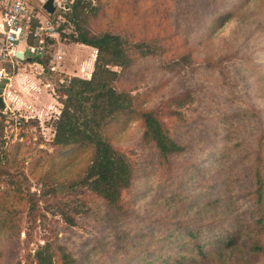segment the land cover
Returning a JSON list of instances; mask_svg holds the SVG:
<instances>
[{
  "label": "rangeland",
  "instance_id": "rangeland-1",
  "mask_svg": "<svg viewBox=\"0 0 264 264\" xmlns=\"http://www.w3.org/2000/svg\"><path fill=\"white\" fill-rule=\"evenodd\" d=\"M27 1L25 16L33 15L39 19L53 20L60 27L55 42H47L41 63L34 64L32 60H25L10 65L5 60H0V70L5 73L0 74L1 96H4V90L10 83L9 78L18 73L28 78V81L17 83L15 87L8 86L10 89L6 91L5 97L13 110L7 109L6 113L0 111L3 149H15L14 145L20 144L18 163L8 167L11 175L0 176V191L11 189L19 182L22 191L28 190L34 199L32 206L26 201H23L22 205L9 201L12 228L11 236L3 242V264H36L33 258L35 251L43 243L53 240L75 250L80 256V264H123V259H126V264H136L139 252L145 256L144 259L153 253V238L164 235L169 229H176L178 223L194 228L213 220L219 227H223L218 218V206L226 213H232L231 217L238 220L234 222L235 227L242 228L244 235L234 250L220 251L213 260L205 264H245L243 243L247 239L252 222L249 221L250 216L246 211L249 202L245 196L250 186L249 163L242 158V154L249 151L251 137L247 117L236 116L234 113L249 111V105H257L264 110V102L253 97L252 87L247 81L248 75L244 72V67L238 65L237 56L251 53L264 64V52L258 51L260 39L257 34H253L255 27L264 23V14L255 18L250 16L244 20H230L211 34L214 44L223 43L228 48V56L226 53L223 61L220 60L218 52H212L211 55L215 57L210 56L208 62L204 61V53H197L190 66L167 77V74L160 70V65L165 60L178 57L182 51V48H176L175 40L185 36V33L180 31L177 32L179 35L171 37L169 42L163 41L169 45L161 58L143 60L124 71L118 67L113 68L121 72L117 87L127 90L135 87L130 90L131 94L161 86L150 96L153 99L152 106H161L164 98L186 88L192 90L196 101L184 111L186 120L180 122L176 118L168 117L163 121L177 139L185 141L188 145L187 153L173 158V164L179 166L186 159H195L199 166L206 167L203 175L207 178L201 190L196 175L181 179V175L175 174L172 180L166 182L162 171L154 172V150L140 140V127L135 122L129 123L119 134L116 147L135 163L133 184L139 190L135 192L134 189L128 195L125 193L126 205L131 211L128 223L134 239L132 237L123 243V249L120 250L110 248L107 244L110 240L109 228L101 224L103 213L95 212L103 207L102 200L87 188L74 184L78 178L55 185L53 183L51 187L43 181L49 162L42 161H48V156L40 151L50 153L53 150V125L62 108L58 88L72 77L88 79L93 70L96 50L70 41L69 35L74 31V26L68 21L72 0H55L60 6L51 16L41 9L45 0ZM84 1L85 13L88 15L84 26L89 28V31H102L108 27L110 31L124 35L122 27H133L135 19L128 17L131 14L127 13L132 10L126 9L125 6L121 9L128 18L122 16L117 22L108 19L113 16L110 12L107 18L102 15L93 18L97 0ZM192 3L202 5L200 10L204 19L218 14L225 5L221 0H192L186 7H192ZM256 3L258 1L252 0L250 5L246 6V11L254 9ZM169 10L173 17L177 9L171 6ZM173 19L184 29L185 26L180 24L179 17ZM171 22L174 21L167 22L170 32L174 30ZM159 35L165 37L164 34ZM55 54L61 58H53ZM25 56H30L27 50ZM13 106L19 107V110L16 111ZM219 151L222 153L219 154ZM213 155H221L219 157L224 158L226 167L217 169ZM39 157H43L39 160L42 162L41 166L35 164ZM175 171L178 173V169ZM22 172L26 181L23 180ZM221 181L225 183L221 188L218 187L221 197L217 206L201 207L202 196L198 193L208 191L215 197V188L209 184ZM145 183L149 184L144 186ZM157 191L159 193H156ZM173 192L181 196L191 195L190 199L182 201L185 206L183 211L178 205L179 202H172ZM228 203L233 204V208ZM227 207L231 210H227ZM176 231L178 242L181 243L184 232L178 229ZM174 240H165L173 254L184 248L181 244L175 245ZM201 240L200 237L198 241ZM97 241L99 244L96 247ZM187 248H190V245ZM153 264H159L158 260Z\"/></svg>",
  "mask_w": 264,
  "mask_h": 264
},
{
  "label": "trees",
  "instance_id": "trees-1",
  "mask_svg": "<svg viewBox=\"0 0 264 264\" xmlns=\"http://www.w3.org/2000/svg\"><path fill=\"white\" fill-rule=\"evenodd\" d=\"M191 1L117 0L115 3H110L97 0L98 3L93 9V18L97 15L107 18L110 12L113 16L108 19L113 21H120L122 16L135 19L132 28H121L124 35L112 32L108 27L102 31H89V28L84 26V21L88 18L85 13L86 2L72 0L70 5L68 21L74 26L73 33L69 35L70 41L94 48L96 56L88 79L72 77L58 88L62 108L53 125V150L50 153L40 151L48 156V161L46 159L42 161L49 162L43 181L51 187L53 183L55 185L78 178L74 184L87 188L94 196L101 199L103 207L95 212L103 213L101 224L109 228L110 240L107 244L113 249L122 250L123 243L128 242L132 237L134 239L128 223L131 211L126 205L125 193L128 195L134 189L135 192L139 190L133 184L136 167L135 163L116 147L119 134L129 123L135 122L140 127V140L152 151L154 150L156 159L154 172L162 171L166 182L172 180L175 174L181 175V179L196 175L201 184V190L204 187V181L207 180L203 175L206 167L199 166L195 159H186L179 166L173 164V158L187 153L188 145L185 141L177 139L163 121L168 117L176 118L180 122L186 120L184 111L196 101L192 90L186 88L182 92L164 98L161 106H152L153 99L150 96L161 86L131 94L130 90H134L135 87L130 90L117 87L121 72L113 68L118 67L124 71L135 67L143 60L161 58L167 51L169 39L177 37L179 35L177 32L180 31L185 33V36L175 40H177L176 48L180 47L182 51L178 57L165 60L160 65V70L166 73L167 77L190 66L197 53H204V61H207L210 56L215 57L211 55L212 52H218L220 60L223 61L228 48L223 43L214 44L211 34L230 20H244L250 16L255 18L264 14V0H256L258 3L249 11L245 8L252 0H221L225 5L220 12L204 19L200 10L201 4L192 3V7H186ZM124 6L132 10L127 12L131 14L128 17L121 9ZM171 6L177 9L173 17L169 10ZM174 17L180 18V24L185 26L184 29L176 23ZM170 21H174L170 23L174 27L172 32L169 31L167 24ZM52 22L57 24L56 21L52 20ZM59 27L57 24V29ZM159 34H164L165 37ZM253 34L259 37L261 45L258 51L263 53V22L255 27ZM165 40L168 42L164 44ZM50 41L52 43L54 40L49 39L48 43ZM229 45L227 46L230 47ZM30 60L33 62L32 58ZM237 60L238 65H242L244 72L248 75L247 81L252 87L253 97L264 102L263 62L258 61L251 53L237 56ZM35 61L41 63L39 59ZM234 114L247 117L251 137L249 151L242 154V158L249 163L250 186L245 196L249 202L246 211L250 216L249 221L252 222L247 239L243 243L245 264H264V110L257 105H249V111L241 110ZM1 136L0 128V176L11 175L8 167L18 163L20 144H15V149H3ZM221 153L219 151V154ZM219 156L213 155V161L217 169L225 168L224 158ZM40 158L43 157L35 161L37 166L42 165ZM176 169L178 173H175ZM21 174L26 181L23 172ZM224 183L221 181L209 184L210 187L215 188V197L208 191L198 193L202 196L201 207L217 206L221 197L219 188ZM147 184L149 183H145L144 186ZM173 195L172 202H179L178 205L183 211L185 206L182 201L190 199L191 195L181 196L176 192H173ZM9 201L18 202L20 205L26 201L32 206L34 199L28 190L22 191L19 182L11 189L0 191V264H3L4 259L3 242L11 236L12 210ZM165 204H167L166 201ZM229 206L233 208V204ZM216 208L219 222L221 221L220 224L223 227H219L213 220L194 228L178 223L176 229H169L164 235L153 238V253L144 259L145 256L139 252L136 264H153L157 260L159 264L165 262L167 264H205L213 260L220 251L234 250L244 235L242 228L235 227L234 222L238 220L231 217V212L226 213L220 206ZM226 209L231 210L230 207ZM177 229L183 230L185 235L181 243L177 239ZM200 237L202 240L198 241ZM172 238L175 239V245L184 246L175 254L168 249V243L165 241ZM98 244L97 241L95 246L97 247ZM189 245L190 248H187ZM33 258L36 264H80V256L77 252L57 240L40 245ZM123 264H126V259H123Z\"/></svg>",
  "mask_w": 264,
  "mask_h": 264
},
{
  "label": "built area",
  "instance_id": "built-area-1",
  "mask_svg": "<svg viewBox=\"0 0 264 264\" xmlns=\"http://www.w3.org/2000/svg\"><path fill=\"white\" fill-rule=\"evenodd\" d=\"M54 4L56 8L60 6L55 1ZM25 13L26 0H11L10 2L0 0V60H5L10 65L31 58L34 64L40 63L35 60H40L45 55L47 40L59 36L57 24L49 20L31 27V21L23 19ZM20 43L24 45V50L30 53L29 57H25L23 53V57L19 58L15 54L19 51ZM53 58L59 60L61 57L55 54ZM3 72L0 70V74L5 75ZM5 107V110L2 111L4 113L7 109L10 110L6 103Z\"/></svg>",
  "mask_w": 264,
  "mask_h": 264
},
{
  "label": "crops",
  "instance_id": "crops-1",
  "mask_svg": "<svg viewBox=\"0 0 264 264\" xmlns=\"http://www.w3.org/2000/svg\"><path fill=\"white\" fill-rule=\"evenodd\" d=\"M2 1H4V2H10L11 0H2ZM55 1V0H54ZM27 4H28V1L26 0V6H27ZM42 7V6H41ZM42 9V8H41ZM43 10V9H42ZM56 10V9H55ZM44 11V10H43ZM26 14V13H25ZM49 15V14H48ZM51 16V15H50ZM24 20H26V19H29L30 21H31V27H34L36 24H38V23H44V22H46V21H49V19H42V18H38L37 16H33V15H31V16H25L24 15V18H23ZM50 21H52V20H50ZM49 40V39H48ZM48 40H47V42H48ZM54 40V42H55V40H56V38L55 39H53ZM18 49H19V51L18 52H22V53H24V56H25V50H24V45L22 44V43H20L19 44V46H18ZM26 57V56H25ZM10 83L7 85V87L5 88V93H6V91H9V85H13L14 87L17 85V83H23V82H26V81H28V78L27 77H24V74H20V73H18L16 76H13V77H11L10 78ZM13 81H14V83H13ZM29 81H30V79H29ZM13 83V84H12ZM12 87V86H11ZM5 93H4V96H2V97H4V103H6V106H8V108L10 109V110H13V109H11L10 108V105H9V103H8V99L5 97ZM12 96V95H11ZM13 108L16 110V111H18L19 110V107H17V106H13Z\"/></svg>",
  "mask_w": 264,
  "mask_h": 264
},
{
  "label": "water",
  "instance_id": "water-1",
  "mask_svg": "<svg viewBox=\"0 0 264 264\" xmlns=\"http://www.w3.org/2000/svg\"><path fill=\"white\" fill-rule=\"evenodd\" d=\"M47 14L52 15L55 12L56 6L54 4V0H45L41 7ZM17 57L21 58L23 57L22 52H16L15 53ZM28 60V59H27ZM5 103L3 100V97L0 95V111L5 110Z\"/></svg>",
  "mask_w": 264,
  "mask_h": 264
}]
</instances>
